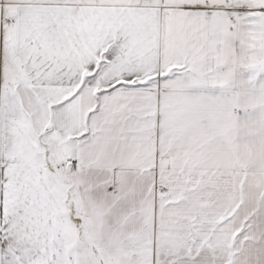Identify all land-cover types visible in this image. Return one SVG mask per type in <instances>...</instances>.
<instances>
[{
	"label": "snow or ice",
	"instance_id": "obj_1",
	"mask_svg": "<svg viewBox=\"0 0 264 264\" xmlns=\"http://www.w3.org/2000/svg\"><path fill=\"white\" fill-rule=\"evenodd\" d=\"M0 264H264V0H0Z\"/></svg>",
	"mask_w": 264,
	"mask_h": 264
}]
</instances>
